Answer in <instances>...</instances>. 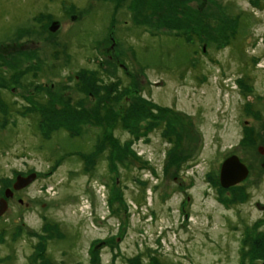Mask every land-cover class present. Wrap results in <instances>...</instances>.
I'll list each match as a JSON object with an SVG mask.
<instances>
[{"label":"rangeland","instance_id":"obj_1","mask_svg":"<svg viewBox=\"0 0 264 264\" xmlns=\"http://www.w3.org/2000/svg\"><path fill=\"white\" fill-rule=\"evenodd\" d=\"M263 119L264 0H0V264H264Z\"/></svg>","mask_w":264,"mask_h":264},{"label":"water","instance_id":"obj_2","mask_svg":"<svg viewBox=\"0 0 264 264\" xmlns=\"http://www.w3.org/2000/svg\"><path fill=\"white\" fill-rule=\"evenodd\" d=\"M57 22H52L49 30L54 32L58 28ZM264 121V119H263ZM258 152L260 154H264V148L258 147ZM249 173L248 167L235 155H232L226 158L222 164L220 165L219 169V182L220 185L225 188H231L239 183L243 182ZM37 175L35 173L29 174L28 176H21L18 175L12 185L13 190H19L21 188L26 187L30 183H32L36 179ZM12 189H6L4 191L3 197H0V217L6 212L7 210V200L12 196ZM256 208L258 210H264V206L260 205L259 203L256 204Z\"/></svg>","mask_w":264,"mask_h":264},{"label":"trees","instance_id":"obj_3","mask_svg":"<svg viewBox=\"0 0 264 264\" xmlns=\"http://www.w3.org/2000/svg\"><path fill=\"white\" fill-rule=\"evenodd\" d=\"M179 38V37H178ZM92 88H94V87H92ZM91 88V89H92ZM106 105H108V104H106ZM107 111L109 110V108H105ZM123 122L128 126L129 125V122L127 123V122H125L124 120H123ZM123 122H122V124H123ZM264 122V121H263ZM111 135V134H110ZM106 137H108L107 135H106ZM101 140L103 141V139L101 138ZM102 144H103V142H102ZM78 155H80V154H78ZM80 156H82V155H80ZM84 158V157H83ZM85 159V158H84ZM146 184H147V182L145 181V182H143V185L144 186H146ZM10 186V184H8V185H6L3 189H7V187H9ZM3 192V191H2ZM144 193H145V190H144ZM3 194H4V192H3ZM56 229V228H55ZM57 230V229H56Z\"/></svg>","mask_w":264,"mask_h":264},{"label":"flooded vegetation","instance_id":"obj_4","mask_svg":"<svg viewBox=\"0 0 264 264\" xmlns=\"http://www.w3.org/2000/svg\"><path fill=\"white\" fill-rule=\"evenodd\" d=\"M7 189H8V188H7ZM5 190H6V189H5ZM15 195H16V193H14L13 198H14ZM10 202H11V200H7L8 206H9Z\"/></svg>","mask_w":264,"mask_h":264}]
</instances>
